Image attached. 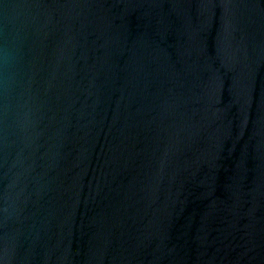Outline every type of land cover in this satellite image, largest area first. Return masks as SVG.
Listing matches in <instances>:
<instances>
[{"label": "water", "instance_id": "water-1", "mask_svg": "<svg viewBox=\"0 0 264 264\" xmlns=\"http://www.w3.org/2000/svg\"><path fill=\"white\" fill-rule=\"evenodd\" d=\"M0 264H264V0H0Z\"/></svg>", "mask_w": 264, "mask_h": 264}]
</instances>
